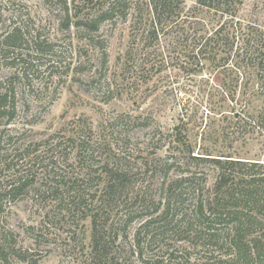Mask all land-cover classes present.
<instances>
[{
  "label": "rangeland",
  "instance_id": "obj_1",
  "mask_svg": "<svg viewBox=\"0 0 264 264\" xmlns=\"http://www.w3.org/2000/svg\"><path fill=\"white\" fill-rule=\"evenodd\" d=\"M111 1L0 0V93L11 95L0 118V241L6 236L14 250L26 253L17 264H97L90 259V215L74 212L70 197L57 201L49 188L78 181L92 210L103 188L101 168L118 163L130 174L129 196L140 194L100 212L119 235L109 245L110 257H120L119 264H151V254L139 262L134 253L139 223L121 220L134 202L158 195L161 159L184 158L169 150L176 131L195 154L264 162V69L257 73L248 53L236 86L230 72L236 61H224L223 53L214 57L215 43L213 53L206 48L195 59L207 47L206 35L227 16L186 0L178 4V16L156 27L154 38L147 0H126L125 17L114 16L90 40L82 38L74 23ZM235 10V22L254 26L264 40V0H243ZM13 32H19L17 41ZM34 44L50 53L37 55ZM24 60L30 61L26 78ZM121 115L123 126L116 121ZM78 140L88 143L81 163L72 151ZM196 171L210 173L207 166ZM16 174H29L31 185L8 203L2 191Z\"/></svg>",
  "mask_w": 264,
  "mask_h": 264
},
{
  "label": "trees",
  "instance_id": "obj_2",
  "mask_svg": "<svg viewBox=\"0 0 264 264\" xmlns=\"http://www.w3.org/2000/svg\"><path fill=\"white\" fill-rule=\"evenodd\" d=\"M184 1L186 0H147L145 5L151 18V30L148 34L156 38V27L162 20L178 16L179 13L176 14L179 11L178 4ZM193 1L199 7L213 10L222 17L227 16V22L218 25L210 35H206L209 36L205 37L207 47L199 49L195 59L196 56H202L206 48L210 54L213 53L214 49L210 44L215 43L218 47L213 54L214 57L223 53L226 55L224 61L231 58L236 61L230 69L231 75L235 77L236 86L241 76L240 71L244 70L240 67L242 65L240 62L247 60L248 53L254 62V70L257 73L262 72L264 40H261L262 37H259L254 26L247 27L239 21L235 22L237 18L235 9L243 0ZM127 9L126 0H112L103 10L88 15L86 19H81L74 25L78 27L77 29L81 27L82 38L90 40V36L98 31L100 23L114 16L125 17ZM65 11L67 12V8ZM12 34L17 41L19 32ZM203 39L204 37L201 38ZM235 41H238L239 45L236 51ZM34 48L33 52L37 55L45 51L50 53L47 47L34 44ZM106 59L104 52L103 60ZM206 60L205 57L203 61ZM22 63V75L26 78L30 61L24 60ZM198 63L201 65L202 62ZM236 93L235 89L229 91L228 99L231 103L235 101ZM10 98V91L0 93V118L6 113L5 104ZM122 118L123 115L116 121L123 126L125 122ZM235 123H239V120ZM174 137L170 143L172 144L170 153L171 150H175L184 158L180 160L168 156L161 159L158 195L147 201L146 199L136 201L124 210V220L121 221L125 225L133 221L139 223L134 233V253L137 260L141 262L145 254H151V264H264V162L217 156L205 153L207 151L195 154L190 143L179 140V131L174 133ZM73 147L75 159L81 163L85 160L88 143L78 140V144ZM29 163L30 160L29 162L27 160L20 167H25ZM4 165L9 168L10 162H5ZM205 166L210 169L209 174L196 171ZM100 171L98 178L103 182V188L98 207L92 210L88 209L84 200V190L80 188L78 181L59 182L53 188H49L52 191L49 193L50 195L54 193L57 201L61 203L70 197L68 204L73 207L74 212L82 209L83 216L90 215L91 262L119 264L121 258L110 257L109 247L119 235L114 233V228L111 227L113 223L108 225L107 218H102L100 212L109 208L119 198L123 197V202L127 204L128 197L135 200L140 193L135 192V196L133 194L129 196L127 188L131 185L130 174L120 163L111 167L105 165ZM28 177L29 174H16L13 182L7 184L8 189H3L2 193L9 196L8 203L14 202L31 185ZM3 202L4 200L0 198V213L4 206ZM70 211L68 208V212ZM102 219L103 222L98 223ZM112 234L115 236L113 239ZM25 254L14 250L6 236L0 241V264L24 262L27 260Z\"/></svg>",
  "mask_w": 264,
  "mask_h": 264
}]
</instances>
